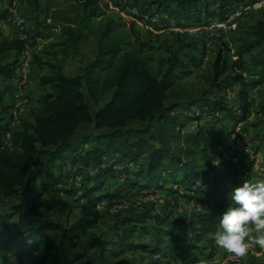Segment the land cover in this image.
<instances>
[{
	"label": "trees",
	"instance_id": "trees-1",
	"mask_svg": "<svg viewBox=\"0 0 264 264\" xmlns=\"http://www.w3.org/2000/svg\"><path fill=\"white\" fill-rule=\"evenodd\" d=\"M71 1L83 14L80 21L49 24L51 41L32 57V65L38 69L43 65L50 68L39 78V84L50 91L27 117L20 118L10 138L11 123L0 121V264H28L27 259L36 255L39 264H130L125 256L129 251L141 250L151 257L162 253L165 236L180 243L177 251L170 253L168 262H152L147 257L145 264H193L196 255L213 257L218 251L214 234L219 215L229 204L228 192L244 179L254 180V158L241 154L228 158L218 145L230 138L225 135L227 119L237 117L241 122L251 115L254 89L259 88V108L264 111V15L249 26L247 34L222 40L212 64L213 83L231 78L228 86H238L234 103L224 98L198 103L199 97H185L174 87L179 71L196 61L194 40L176 34L173 39L178 46H155L150 39L141 38L133 23V37L119 41L112 35L118 26L115 19L98 17L100 0ZM168 1H176L185 10L199 7V0ZM166 2L140 4L134 0L144 6L157 5L178 18ZM13 8L10 1L0 5V76L7 79L15 77L22 53L36 38L7 32L4 24L10 21ZM220 17L227 19L223 14ZM84 31L97 37L98 51L91 62L82 65L80 74L69 76L65 72L68 59L72 54L84 55L80 44ZM50 49H56V57L51 58ZM10 52L17 57L6 62ZM257 68L262 70L245 76ZM197 104L202 105L199 113ZM237 104L241 116L234 109ZM181 105L184 107L179 108ZM206 115L210 122L203 121ZM193 122L196 129L188 130ZM84 125L92 126L91 131L82 130ZM66 157L74 164L90 166L93 172L80 190L70 192L77 198L72 196L69 209L79 213L73 221H64L43 207L42 198L53 184L39 179L41 169ZM116 177H124L120 187L108 191V179ZM183 182L194 193L186 198L207 206L190 214V222L196 224L194 239L183 228L186 221L174 220L170 230L164 228L171 212L153 215L160 225L154 245L134 240V222L140 218L125 217L110 224L112 238L107 230H91L102 226L101 201L117 199L110 202L109 210L122 204L123 198H119L125 192L152 193L171 184L169 189L180 193ZM197 182L201 185L195 187ZM15 197L23 199L8 203ZM146 214L142 218L152 217Z\"/></svg>",
	"mask_w": 264,
	"mask_h": 264
},
{
	"label": "crops",
	"instance_id": "crops-1",
	"mask_svg": "<svg viewBox=\"0 0 264 264\" xmlns=\"http://www.w3.org/2000/svg\"><path fill=\"white\" fill-rule=\"evenodd\" d=\"M40 1V7H38V10H36L35 8L30 7L28 0H19L17 3H14V8H13V12L17 13L19 15H27L30 17L34 14H38L39 17H46V9L44 10L41 2H43L46 5V2H50L51 6V13H54L56 15L59 14V16L61 17L59 19V21L57 22L55 19V21L53 22L51 18H47V22L50 23H55V24H76L80 21L81 17H82V12L79 11V6L76 2L71 1V0H39ZM103 0H100V6H101V2ZM105 1V0H104ZM116 0H114L115 2ZM134 1V0H133ZM139 2H141L140 4L143 3H148L150 1H155V0H137ZM158 1V0H157ZM159 1H167L165 4L168 5L172 10L177 11L178 14V25H179V29L178 30H168V31H161L159 33H154L152 31H146L143 30L142 28H140L139 26L133 24V23H129V22H125L126 24H128V26H126L128 29H131V25L133 24L140 32V36L142 39H150L151 43L155 46H166L167 44H170L171 41H169V36L170 34H174V36L176 34H180L182 36H187L189 38H191L192 40H194V42H196V48L197 50L196 52V61L189 63L188 69L191 70V65L193 64H199L201 63V61L203 60L201 57L203 56L204 51L211 50V48L207 49L204 45V42L207 38L208 35L212 36L211 34L214 33H210L211 30H213V27H215L214 25H216L218 27V24L222 21L221 20V14H223L224 18H229L230 16L238 13L240 10H244L246 9L243 13H250L248 12L249 10L253 11H259L261 8H264V0H232L231 2H228V0H199V7L197 8H187L186 10L184 8H182L176 1H168V0H159ZM9 1L8 0H2L0 2V5H6ZM26 6H29V10L23 11L22 10V6L21 3ZM204 2V5H202V3ZM238 5H236L237 3H239ZM228 3H235L234 6L230 7V10H226V6ZM213 4V7H210V5ZM263 5V6H262ZM148 6V5H145ZM150 7L152 9H158L157 5H150ZM197 10L198 13H192V11ZM114 10V9H113ZM187 10H189L190 12L186 15ZM114 13H116V11L114 10ZM207 15L208 20L203 22V17ZM26 17V16H25ZM98 17L100 18V10H99V15ZM57 18V17H56ZM114 18V16H113ZM115 19V18H114ZM181 19V20H180ZM189 20H193L192 22L194 23V20H198L197 24L202 23L204 25L201 26H191L192 24L189 22ZM120 22H123L121 20H119ZM115 24L116 26L118 25V21L115 19ZM209 26V27H207ZM196 28V29H195ZM48 30V28L46 29V31ZM22 33V32H21ZM25 36H28L27 34H25ZM52 39V35H50L46 41L50 42ZM81 49L83 51V58L79 57L80 55H75L72 54L71 57L68 59V61L66 62L65 65V72L67 75L69 76H75L80 74L81 72V67L83 64L89 63L91 62L97 54L98 51V39L95 35L88 33L87 31H84L83 37L81 39ZM33 47V45H31ZM31 47V48H32ZM36 52V50L34 51ZM17 57V53L16 52H10L6 58V62H11L13 61L15 58ZM60 59V56H57V59ZM74 58V66H76V68L74 69L75 72L72 74L70 73V69H72V63H73V59ZM82 59H84L83 63L81 64ZM206 58H204L205 60ZM184 70V69H182ZM50 72V68L47 65H43L42 69H38V67L32 65V73L30 74V79L28 81V83L26 85H18L15 81V77L12 79H7L3 76H0V95H2L4 98L0 99V121L2 124H7V123H16L19 124L20 122V118L21 117H27L29 115L28 114H22L20 113V111L18 112V109H20L21 111H23L22 108H20L18 106L19 103L22 102L21 97H23L24 93H26L28 99H30L31 102H28V104H30L31 108L36 106L38 101L41 99V97L43 95H45L46 93H48L50 91V89L48 87L45 86H41L39 84V78L40 76L49 73ZM32 82L34 83L35 87L33 88V86L29 85V83ZM260 88H263V86H261ZM259 89V88H258ZM257 89V91H258ZM10 94V95H9ZM254 92H252V98L254 99V107H255V111L257 110L258 113L252 112L251 115L248 117L247 120L242 121V124L238 126H234L233 128H231V131L235 129L234 132L240 130L245 132L243 134L249 135L247 132L248 127L252 129V131H248L249 133H253L252 135H255V140L254 142H256V138H258V141H261L262 144L264 145V129H260L263 126V121L260 122V120L257 122V126H255V123H251L252 119H259L258 117L260 115H264V111L261 110V108H259V101H260V97L259 94L257 93V96H253ZM12 96V97H10ZM253 107V108H254ZM30 108V109H31ZM253 111V110H252ZM250 126H247L248 123ZM247 123V124H246ZM10 124V125H11ZM90 126V125H88ZM241 126V127H240ZM240 127V128H239ZM90 128L92 129V126H90ZM256 133V134H255ZM257 134H259L260 136L258 137ZM252 141V140H251ZM251 145V144H250ZM261 145L260 147L257 146V148H259L258 150V154H257V158H255V162L257 163L258 161H261L262 156L264 155V152H262L261 149H264V146ZM243 151H245L246 153H250L251 149L250 147L246 146V147H240V149L237 150V155H248L245 154ZM229 155H232L233 152L228 151ZM263 153V154H262ZM261 154V155H260ZM227 155L226 157L228 158H235V156H237L236 154L233 156H229ZM258 155L260 156V159L258 160ZM250 157H252L251 155H249ZM67 161H72L69 157H66L64 159H60L58 161H56L54 164H52L49 168H44L41 169L43 170L42 172L40 171V181H46V180H42V175L41 174H46V171L51 170L53 171L52 175H59L60 176V180L58 182H55V184L52 185V190L58 188V191H62L64 190L65 193L69 194L72 190L74 189H78L80 187H70V189H65L66 186L69 187L70 186V181H75L74 180V176L72 175L71 171L66 167V162ZM110 162H113V159L109 160ZM262 163V161H261ZM79 167L80 172L83 174V180L84 183L85 179L87 177H89L91 174H93L90 166H86L84 164H76ZM258 169L259 165L257 164L256 166ZM253 178L254 180H262L264 179V170H262V168H260V170H256L255 173H253ZM120 178V177H119ZM119 178H114V185L110 184L108 187H106L108 189V191H114L116 188V181ZM83 182V181H82ZM50 183V182H49ZM171 185L168 184L165 188L159 189V190H151V192L153 194L156 195H162V193H166L165 194V198H166V202L160 205H155L150 206L151 208L145 210L150 212L152 217H148L143 219L142 221H136L134 222V224L137 225V230L136 233L134 235V240L136 242H141V243H146V244H151L154 245L155 241H154V237H155V233H156V227H160V225L156 222L155 217L153 216V214H160V215H167L170 214L171 212V217H170V222L169 224H166L164 226V228L166 229H171L173 227V221L174 220H180L182 223L183 222H187L188 224L184 225L183 228H185V232H187V234L190 236V238L194 239L195 237V229H196V224L195 223H191L193 222V220L190 222V214L192 212H198L199 210H197V208L195 207L196 203L194 204V201L191 200L190 204L192 205L191 208H189L187 210V212H178V209L175 208L171 203H179L180 201L186 199V196H188V194H194L193 191H191V189L188 191V189L185 191V193L181 192L176 193L173 192L172 190L169 189ZM181 186H183V188H189L190 185L187 184V182H183L181 184ZM150 191H136V190H131L128 192L123 193V196L119 199H125L128 197H131V199H139L144 202H146L144 198V196H146ZM78 196L80 195V193L77 194ZM164 195V194H163ZM44 197V196H43ZM77 198V196H74ZM117 199L114 200H109V199H105L102 202L101 205H104L103 208L108 209V205L110 204V202H114ZM171 201V202H170ZM100 202V203H101ZM42 204H43V198H42ZM44 205V204H43ZM189 205V204H188ZM99 207H101L99 205ZM46 209V208H45ZM202 210L207 209V206H202L201 208ZM79 216L78 210L74 209V210H69L68 212V217H66V219H62L64 221L66 220H75L77 219V217ZM61 219V218H60ZM190 222V223H189ZM183 232V231H181ZM184 232V233H185ZM114 236H111V238ZM165 241L162 243L161 245V249H162V257L160 258H156L154 255H149L145 252H142L141 250H134V251H129L126 253V259L129 261L130 264H145L147 261V257H149V259L152 262H159V263H165L168 262L169 257H170V253H174L177 251V246L180 245L179 242L177 241H171L169 240L168 236H165ZM168 250V251H166ZM134 252H138L140 255V260L139 262H131L130 259V255H133ZM227 255H232L227 253L224 249H221L218 247V251L217 253L211 257V260H221L223 257L227 256ZM205 255L203 254H199L194 256V258L192 260H198L200 258H204ZM206 258V257H205ZM242 258V264H255V263H260V264H264V249H260L259 246L256 245H251L249 247V252L246 256L241 257ZM146 260V261H145ZM181 263V261H180Z\"/></svg>",
	"mask_w": 264,
	"mask_h": 264
},
{
	"label": "rangeland",
	"instance_id": "rangeland-1",
	"mask_svg": "<svg viewBox=\"0 0 264 264\" xmlns=\"http://www.w3.org/2000/svg\"><path fill=\"white\" fill-rule=\"evenodd\" d=\"M17 2L19 0H16ZM15 1V3H17ZM232 0H228V2H231ZM28 3L30 5V7L35 8L36 10H38V7H40V1L39 0H28ZM22 6V10L26 11L29 10V6H26L22 4V2L20 3ZM44 10L46 9V17H39L38 14H34L32 13L33 17L27 16L25 15L24 17L26 18V25L24 27V29H21L20 27H18V25L16 26L13 22H12V18H10V21L7 22L6 24H4L5 28L7 29L8 33H13V34H17V33H21L22 36L24 37L25 34H27L28 36H38L40 37L42 40H37L34 39V43L32 44L33 47L32 49H34V51L36 50V52H38L44 44H47L48 41H46V39L50 36L53 35V31L52 29L48 28L47 26H49V24H54L55 23H50L47 22V18H51L52 21L54 22L55 19H57L56 21L58 22L59 19L61 18L58 15L51 13V3L50 2H46V5L41 2ZM235 3H228L226 6V10H230V7L234 6ZM240 4L237 3L236 5ZM114 0H103L101 2V6H100V16L103 15H107V16H114V18L118 21V26L116 27V29L113 31L112 35L117 38V40H121L124 41L125 38L126 40H128L127 38L131 39L133 36V33L130 31L131 29H128L126 26H128V24H126L125 22H129L126 19L122 18L120 16V14L118 12H116L117 14L114 13ZM202 5H204V2L202 3ZM214 5L211 4L210 7H213ZM263 6V5H262ZM169 12V11H168ZM190 11L187 10L186 15L189 13ZM198 13V11L195 9L194 11H192V13ZM248 14L243 13L239 16V21H238V27L236 29H233L231 31H229L228 29H224L223 27H218L216 25H214L215 27H213V30L210 31V33H214L211 34L212 36H207L209 38H207L204 42V45L207 49L211 48L212 44V48L211 50H206L203 53V56L201 57L203 60L201 61V63L199 64H193L191 65V70L190 69H186V70H180L178 76L176 77L175 83H174V87L178 92L183 93V95L185 97L188 98H196L199 97V101L198 103H203L205 99H218V100H223V98L226 100V102L228 103H234V100H230L228 98V91L233 89V88H238L237 85L233 84V86H228L230 84V82L232 81V79H228V80H224L221 81L219 84L217 83H213L212 82V75H213V68H212V64L216 58L217 52L218 50H220L221 42L222 40H227L228 38H235L236 36H240L242 34H247L248 30H249V26L251 24H253V22L258 19L259 17H262L264 15V8H261L259 11H251L249 10ZM170 14V13H169ZM172 17L176 16L173 14V12L171 13ZM23 16V15H22ZM12 17V16H11ZM57 17V18H56ZM176 19L178 20V18L176 17ZM119 20L123 21L120 22ZM181 20V19H180ZM207 15H205L203 17V22L207 21ZM193 20H189V22L192 24L191 26H201L204 25L202 23L197 24L198 20H194V23L192 22ZM130 23V22H129ZM62 24V23H59ZM209 27V26H207ZM48 28V30L46 31V29ZM137 29V28H136ZM143 29V28H142ZM196 29V28H195ZM138 30V29H137ZM169 41H171V44L176 47L178 46L177 40L173 39L174 38V34H170V36L168 37ZM32 40V39H31ZM186 42V41H185ZM163 46V45H161ZM165 47V46H163ZM55 51L56 49H50L49 53L51 58L55 56ZM56 57V56H55ZM81 58H83L84 56H79ZM50 58V59H51ZM204 58H206L204 60ZM74 64V58L72 59ZM84 59H82L81 64L83 63ZM76 66H72V69H70V73H74ZM260 70H262V68H257L252 70V72H247L245 73V76L249 75L250 73H258L260 72ZM264 80V79H263ZM32 85L33 88L35 87L34 83L30 82L29 85ZM30 85V86H31ZM264 85V83L262 84ZM252 92H254L253 96H257V93L259 94V91H257V89H254ZM22 102L18 104V106L20 108L23 109V111H21L20 109H18V112L20 111V113L22 114H28L30 111V104H28V102H31L30 99H28L26 93H24L23 97H21ZM179 101H182V98L178 99ZM177 100V101H178ZM89 102L92 104V106H94L93 102L91 101V99H89ZM199 106H196L195 110H197V113H199L202 109V105L197 104ZM236 107H234V109L236 110V113L238 116H241V111L239 110V106L240 105H235ZM184 106H180L179 108H183ZM255 107L252 109V112L258 113L257 110H254ZM221 114H225V112H222ZM259 119H252L251 123H255V126H257V122L260 120V122L264 121V115H260L258 117ZM241 118H237L235 120H226V127H225V135H227V137L229 136V140L225 139L224 144L223 145H218V149L220 150V152H222L225 156L229 155L228 151L233 152L232 155H229L230 157L233 155H237V150L240 149V147H250L251 151L250 153H246L245 151H243L245 154H248L247 156L251 155L252 159L257 158V154H258V150L259 148H257V146H261L263 145L261 141H258V138H256V142H254V138L255 135H252L253 133H249L250 131H252L251 128L248 127L247 132L249 135L243 134L245 132H243L241 130V126L239 127L240 130L235 131L232 130L231 128H233L234 126H238L242 124V121H240ZM211 121V117L209 115H206V119L204 118L203 121ZM248 123V122H247ZM246 123V124H247ZM247 126H250L249 123ZM264 129V125L260 128V129ZM188 130H195L196 129V122H193L191 124L188 125L187 127ZM82 130H84L85 132L87 131H91L90 126L88 125H84V127H82ZM249 131V132H248ZM256 134V133H255ZM242 136H246L248 141H241L240 137L242 138ZM257 136L259 137L260 135L257 134ZM252 140V141H251ZM251 144V145H250ZM221 146V147H220ZM264 146V145H263ZM262 152H264V149H261ZM263 154V153H262ZM261 155V154H260ZM250 157V156H249ZM260 159V156L258 155V160ZM262 161V163H261ZM261 161L257 162L254 165L253 168V173L256 172V170H260V168H262V170H264V155L261 158ZM202 163V161H201ZM257 164L259 165L258 169H256ZM41 172L43 170H40ZM53 171L48 170L46 171V174H41L42 175V180H46L50 183H53L56 185L55 182H58L60 180V176L59 175H52ZM254 175V174H253ZM252 175V177H253ZM117 178V177H116ZM124 177H120L119 179H117L116 181V189H118L120 187L121 182L123 181ZM70 186L67 187L65 189H70V187H81L82 184H84V182H78V181H70ZM110 184L114 185V180L113 179H108L107 185L106 187H108ZM171 185V184H170ZM173 187H175V185H172ZM59 187L47 192L44 197H43V207L46 208V210L50 211L52 214H54L55 216H57L58 218L61 219H66V217H68V212H69V202L72 199V194H67L64 192V190L62 191H58ZM62 188V187H60ZM176 188V187H175ZM75 190V189H74ZM73 191V190H72ZM74 192V191H73ZM187 191H185V188H181V194L185 193ZM164 194V195H163ZM165 194L166 193H162V195H160V197L165 198ZM121 195V194H120ZM188 195H192V194H188ZM157 197H147L144 196L143 199L146 200V202L139 200V199H131V197L122 199L121 201L122 204L125 205V207H121V208H116L114 209L109 208L106 209L103 208L104 205H101V203H99V205L101 206V210L104 211V217H103V223L101 227H95L91 230H95V231H101V230H107L108 232V236L111 237L113 236L112 234V229L107 228L110 226V224H113L116 220L118 219H123V218H140L137 219L138 221H142L145 217V215H147L146 213L150 214V212L146 211L147 209L151 208L150 206H155V205H160V203L157 201L156 199ZM189 198V197H188ZM188 198L180 201L178 204L177 203H171L175 208L178 209V212H187V210L189 209L186 206L190 205L191 200H189ZM23 198L20 197H15L12 198L8 201V203H17L20 202ZM171 202V201H170ZM189 204V205H188ZM150 205V206H149ZM154 215V214H153ZM92 232V231H90ZM92 238V235L90 236V239ZM168 251V250H166ZM39 257H30L29 259H27L28 264H39L38 263V259ZM130 259L131 262H139L140 260V255L138 252H134L133 255H130ZM146 261V260H145Z\"/></svg>",
	"mask_w": 264,
	"mask_h": 264
},
{
	"label": "built area",
	"instance_id": "built-area-1",
	"mask_svg": "<svg viewBox=\"0 0 264 264\" xmlns=\"http://www.w3.org/2000/svg\"><path fill=\"white\" fill-rule=\"evenodd\" d=\"M2 0H0L1 2ZM13 2V5L16 0H8ZM113 8L116 12L120 14V16L130 23H135V25L143 28L146 31H152L154 33H159L161 31H168V30H178L180 27L178 25V20L175 16L172 17L171 14L161 9H152L149 6H144L140 4H135L133 0H116L114 2ZM244 10H240L238 13L230 16L228 19L221 21L218 25L219 27H223L224 29H228L229 31L236 29L238 27L239 16L243 14ZM12 22L21 29H24L26 18L21 16L17 13L12 14ZM38 41L42 40L40 37L36 36ZM34 54V49L31 46H28L27 49L21 55V59L18 63L17 70H16V77L15 81L18 85H26L30 79V74L32 72V57ZM238 89V88H237ZM237 89L233 88L228 91L229 95L228 98L230 100H236L237 97ZM16 123H12L9 127L7 132V138H10L12 135V130L15 127ZM241 141H248L246 136L240 137ZM66 167L71 171L72 175L74 176V180L78 182L83 181V174L80 172L79 167L74 164L72 161L66 162ZM201 182H197L195 187L200 186ZM175 187L178 188V185L175 184ZM174 187V188H175ZM147 197H157V201L160 204L165 202V198L160 197V195H156L153 193H148ZM195 204V203H194ZM197 210H201L202 206L199 204H195ZM121 207H125L124 204H119L118 206L114 207V209H118ZM191 208L192 205L186 206ZM162 253L156 254V258L162 257ZM193 264H242V258L236 257L234 255H227L223 257L221 260H211L210 258H200ZM260 264V263H255Z\"/></svg>",
	"mask_w": 264,
	"mask_h": 264
},
{
	"label": "clouds",
	"instance_id": "clouds-1",
	"mask_svg": "<svg viewBox=\"0 0 264 264\" xmlns=\"http://www.w3.org/2000/svg\"><path fill=\"white\" fill-rule=\"evenodd\" d=\"M227 198L229 204L219 215L214 234L215 244L236 257L246 256L250 244L264 249V179H244Z\"/></svg>",
	"mask_w": 264,
	"mask_h": 264
}]
</instances>
